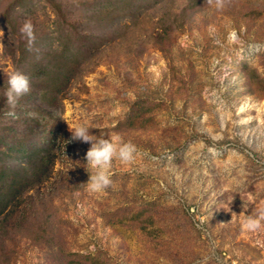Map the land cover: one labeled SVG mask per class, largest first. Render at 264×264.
I'll list each match as a JSON object with an SVG mask.
<instances>
[{"label": "rangeland", "instance_id": "1", "mask_svg": "<svg viewBox=\"0 0 264 264\" xmlns=\"http://www.w3.org/2000/svg\"><path fill=\"white\" fill-rule=\"evenodd\" d=\"M3 111L0 264H264V0H0ZM80 125L137 148L103 193Z\"/></svg>", "mask_w": 264, "mask_h": 264}, {"label": "clouds", "instance_id": "2", "mask_svg": "<svg viewBox=\"0 0 264 264\" xmlns=\"http://www.w3.org/2000/svg\"><path fill=\"white\" fill-rule=\"evenodd\" d=\"M228 2L229 0H207V3L214 5L217 10H223ZM20 31L28 38L29 46H31L35 40L32 23L25 22ZM233 35L235 34L233 33ZM8 85L5 92L7 104L15 108L20 98L31 91L30 78L24 73L15 72L8 78ZM70 132L72 135L69 143L80 141L90 144V148L85 154L86 164L84 167L89 173V179L86 182L87 188L92 193H103L111 186L113 183L111 168L114 160L130 163L137 153L134 144L122 141L118 135H113L111 138L97 137L82 125L75 126ZM233 215L236 214L232 213ZM241 227L244 231H255L264 227V209L260 210L257 215H246Z\"/></svg>", "mask_w": 264, "mask_h": 264}, {"label": "trees", "instance_id": "3", "mask_svg": "<svg viewBox=\"0 0 264 264\" xmlns=\"http://www.w3.org/2000/svg\"><path fill=\"white\" fill-rule=\"evenodd\" d=\"M24 49L25 48H23V47H21V50L22 51H24ZM50 80V79H49ZM55 78H51V80H50V82L48 83V86H49V88H54V84H56V82H55ZM7 102V100H6V96H5V103ZM6 111H3L2 113H0V121H2L3 120V118H1L2 117V115H3V113H5ZM4 121V120H3ZM48 133L50 134V135H53L54 133H55V130L54 129H50L49 131H48ZM53 138H56V136H54ZM22 146L21 147V149L22 148H24V141H22L21 140V138L19 139V142H17V144H16V146L13 148V152H17L18 151V149H17V147L18 146ZM19 150H20V148H19ZM30 152V151H29ZM29 152H27V153H22L21 155H23V156H25V157H28V156H31V155H28L29 154ZM22 156V157H23ZM8 191H9V189H8ZM8 194H9V192H7L6 194H4V195H0V204H2V205H4V207L6 206V201H7V198H8Z\"/></svg>", "mask_w": 264, "mask_h": 264}]
</instances>
